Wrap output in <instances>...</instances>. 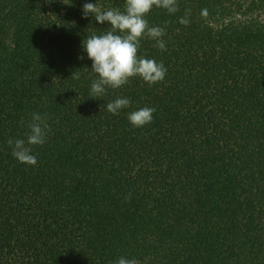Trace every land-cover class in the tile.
I'll return each instance as SVG.
<instances>
[{"label": "trees", "instance_id": "1", "mask_svg": "<svg viewBox=\"0 0 264 264\" xmlns=\"http://www.w3.org/2000/svg\"><path fill=\"white\" fill-rule=\"evenodd\" d=\"M86 2L125 0H0V264H264V0L153 8L167 47L138 55L165 79L95 99L82 41L110 26ZM117 97L131 104L113 115ZM144 106L152 122L132 126ZM33 113L50 125L35 166L7 143Z\"/></svg>", "mask_w": 264, "mask_h": 264}, {"label": "clouds", "instance_id": "2", "mask_svg": "<svg viewBox=\"0 0 264 264\" xmlns=\"http://www.w3.org/2000/svg\"><path fill=\"white\" fill-rule=\"evenodd\" d=\"M153 8L164 9L169 14L180 11L178 0H125L123 10L118 7L105 9L96 2H86L82 5L83 17L91 15L98 23L107 22L110 26L108 31L99 35L93 33L82 41L84 51L92 61L91 70L97 74V78L91 82L89 97H103L109 88H121L137 76L149 85L165 79L167 69L162 61L157 62L155 59L138 55L141 40L144 38L155 40L156 47L161 51L167 47L163 39L166 27L153 26L147 19ZM201 15L207 17L208 10L202 9ZM188 17L189 12L186 11L184 16L179 18V23L187 26L190 23ZM71 76L74 79L80 78L76 71ZM130 104V98L117 97L107 103V111L116 115ZM155 111V107L144 106L129 112L127 119L134 127H144L152 122ZM28 129L26 139L9 138L7 143L18 162L35 166L38 157L33 153V146H42L50 131L46 114L42 116L33 113ZM112 264H138V261L121 256Z\"/></svg>", "mask_w": 264, "mask_h": 264}]
</instances>
